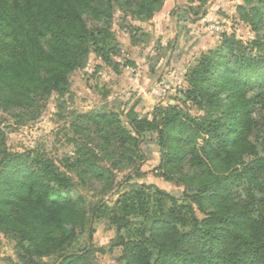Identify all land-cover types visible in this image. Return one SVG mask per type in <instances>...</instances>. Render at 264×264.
I'll list each match as a JSON object with an SVG mask.
<instances>
[{
  "label": "trees",
  "instance_id": "1",
  "mask_svg": "<svg viewBox=\"0 0 264 264\" xmlns=\"http://www.w3.org/2000/svg\"><path fill=\"white\" fill-rule=\"evenodd\" d=\"M11 1L14 8L9 0H0V25L14 31L13 42L0 45V109L23 108L48 100L53 93L64 96L71 84L69 74L84 67L92 48L100 57L106 55L101 44L111 37L109 28L116 13L115 3L145 21L160 11L165 2ZM75 1L82 2L81 6ZM244 1L248 5L254 3ZM261 10L259 6L250 8L246 19L251 21V14L262 16ZM84 12L105 28L91 30ZM235 41L234 37L225 38L220 48L203 53L188 74L190 87L186 99L201 112L199 116L176 106L158 105L151 121L140 119L134 109L124 114L125 122L114 112L79 118L92 122L100 133L106 127L107 134L100 138L118 144L121 159L133 153L130 145L139 150V142L157 131L162 150L160 167L172 173L184 164L195 169L205 167L210 172L212 166L205 162V156L209 162L215 161L214 166L226 160L243 166L244 151L254 157L246 172L255 181L257 174L264 172V156H259L247 138L257 122L252 110L259 105L264 112V53L253 54L245 48L238 53L235 48L243 46ZM254 86L259 91L251 93ZM1 136L0 130V207L10 205L9 209H16L21 215L14 223L7 217L8 210L4 213L7 216L0 212V225L4 222L22 234L21 242L25 238L31 241L29 246L21 243L24 264H40L34 257L41 253L57 254L54 264H92L86 260L88 249L74 250L73 245L79 238L77 230L87 229L92 240L97 221L115 225L121 233L114 243L123 248L122 264H264V208L237 205L230 195L226 175L215 176L214 185L202 186L194 198L201 211L204 199L214 204V212L206 217L198 216L191 206L180 205L160 191L151 203L132 193L118 201L114 209H85L67 195L71 183L67 172L48 158L9 152ZM241 141L247 144L243 151L237 150ZM201 142L203 147H199ZM77 155L84 173L91 172L94 164L89 150L80 147ZM97 176L100 174L92 175ZM258 189L261 191L262 186ZM224 193L227 196L218 200ZM0 229L9 232L7 228Z\"/></svg>",
  "mask_w": 264,
  "mask_h": 264
},
{
  "label": "rangeland",
  "instance_id": "2",
  "mask_svg": "<svg viewBox=\"0 0 264 264\" xmlns=\"http://www.w3.org/2000/svg\"><path fill=\"white\" fill-rule=\"evenodd\" d=\"M9 1L14 8V2ZM75 2L78 6L82 4ZM254 6L262 9V16L251 14L250 21L246 16ZM115 7L116 13L109 28L111 37L101 44L106 55L100 57L92 48L84 67L69 74L71 84L64 96L53 93L48 100H39L23 108L0 109L1 140L6 149L54 161L71 176L67 195L85 209L94 206L114 209L118 201L132 193L138 197L142 195L151 203L155 202L160 191L175 198L180 205L191 206L198 216L206 217L214 212V204L204 199L201 211L194 198L202 186L214 185L217 175L229 178L230 195L237 205H250L258 210L264 208V172L257 174L255 181L248 177L246 166L254 157L244 153L247 144L243 141L238 143L237 149L243 151V166H236L228 160L214 166L215 161L209 162L205 156V162L212 166L210 172L205 171V167L195 169L184 164L183 168L172 173L160 167L162 150L157 131L148 133L139 142V150L130 145L133 153L121 159L119 145L103 142L100 138L101 134H107L106 127L100 133L92 122L79 118L85 114L114 112L125 122L124 114L134 109L140 119L151 121L158 105L165 108L176 106L194 117L199 116L201 112L186 99L185 93L190 87L188 74L198 65L203 53L220 48L225 38L234 37L236 43L242 44L243 47L235 48L238 53L244 48L253 54L264 53V0H254L252 5L244 0H165L155 15L165 9L167 21L157 16L159 19L155 23V15L140 21L124 11L120 3H115ZM83 14L91 30L105 28L86 12ZM13 35L11 27L0 25V45L12 43ZM174 53L187 70L184 78L177 77V73L164 75L167 65L174 64L171 61ZM183 82L186 83L184 88ZM158 88L165 89L163 95L154 93ZM258 91L254 86L251 93ZM252 115L257 122L247 141L251 147H256L259 156H264V112L258 105ZM204 145L201 142L199 147ZM84 146L94 164L93 170L86 173L83 163H77V150ZM200 155L204 153L201 151ZM96 173L100 176L92 177ZM255 182L262 186L261 191ZM226 194L218 200L224 199ZM9 206H1L0 212L4 214L8 210L10 215H4L16 223L15 218L21 214ZM3 227L9 232L0 229V264H24L21 243L29 246L31 241L25 238L21 242L22 234L4 222L0 225ZM77 232L79 238L73 245L74 250L88 249L85 254L88 263L122 264L123 248L114 243L121 233L118 234L115 225L106 221L95 222L92 240H89L87 229ZM122 234L127 235L124 231ZM34 258L40 264H54L58 260L55 253H41Z\"/></svg>",
  "mask_w": 264,
  "mask_h": 264
},
{
  "label": "crops",
  "instance_id": "3",
  "mask_svg": "<svg viewBox=\"0 0 264 264\" xmlns=\"http://www.w3.org/2000/svg\"><path fill=\"white\" fill-rule=\"evenodd\" d=\"M166 14H167V10L164 9V10H162V12L160 14L155 15L154 16V23H155V21L158 18L157 16L162 17V20L163 21H165V20L167 21ZM179 50H181V49H179ZM177 52H179V51H177ZM169 57H171V55ZM171 61H173L174 64L167 65V67L165 68L164 75L165 76L166 75H170V74L175 75V73H177L178 74L177 77H179V75H180V77H183L184 78L185 77V73L187 72V70H185V66L181 62L180 57L177 56L176 53H174L173 56H172V58H171ZM185 84L186 83L183 82V86H182L183 88L185 87ZM154 104H155V102H154Z\"/></svg>",
  "mask_w": 264,
  "mask_h": 264
},
{
  "label": "built area",
  "instance_id": "4",
  "mask_svg": "<svg viewBox=\"0 0 264 264\" xmlns=\"http://www.w3.org/2000/svg\"><path fill=\"white\" fill-rule=\"evenodd\" d=\"M164 92H165V89H160V88H158V89H155V90H154V93H156L157 96H161V95H163Z\"/></svg>",
  "mask_w": 264,
  "mask_h": 264
}]
</instances>
